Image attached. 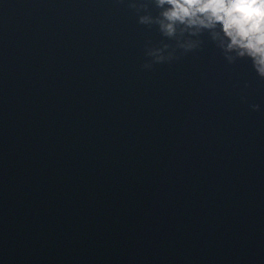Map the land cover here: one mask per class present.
<instances>
[{"label": "water", "instance_id": "water-1", "mask_svg": "<svg viewBox=\"0 0 264 264\" xmlns=\"http://www.w3.org/2000/svg\"><path fill=\"white\" fill-rule=\"evenodd\" d=\"M128 3L0 0V264H264V81Z\"/></svg>", "mask_w": 264, "mask_h": 264}, {"label": "clouds", "instance_id": "clouds-1", "mask_svg": "<svg viewBox=\"0 0 264 264\" xmlns=\"http://www.w3.org/2000/svg\"><path fill=\"white\" fill-rule=\"evenodd\" d=\"M149 6L157 10L155 16ZM137 22L155 26L159 34L174 41L145 50L150 62L141 67L170 62L198 50L201 36L219 50L227 64L247 60L259 80L264 81V0H129ZM140 13H144L141 15ZM259 111V105H252Z\"/></svg>", "mask_w": 264, "mask_h": 264}]
</instances>
